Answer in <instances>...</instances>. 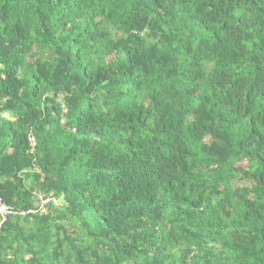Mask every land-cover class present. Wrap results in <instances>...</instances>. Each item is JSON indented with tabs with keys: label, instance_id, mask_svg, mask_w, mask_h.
I'll use <instances>...</instances> for the list:
<instances>
[{
	"label": "trees",
	"instance_id": "1",
	"mask_svg": "<svg viewBox=\"0 0 264 264\" xmlns=\"http://www.w3.org/2000/svg\"><path fill=\"white\" fill-rule=\"evenodd\" d=\"M0 205V264H264V0H0Z\"/></svg>",
	"mask_w": 264,
	"mask_h": 264
},
{
	"label": "built area",
	"instance_id": "2",
	"mask_svg": "<svg viewBox=\"0 0 264 264\" xmlns=\"http://www.w3.org/2000/svg\"><path fill=\"white\" fill-rule=\"evenodd\" d=\"M30 143L34 147L36 144L35 138L31 137ZM49 201H50V199L42 200V208H43L44 204H47ZM0 213L5 217L6 215L13 213V211L10 208L6 207L5 205H0ZM22 215H25V213H22Z\"/></svg>",
	"mask_w": 264,
	"mask_h": 264
},
{
	"label": "rangeland",
	"instance_id": "3",
	"mask_svg": "<svg viewBox=\"0 0 264 264\" xmlns=\"http://www.w3.org/2000/svg\"><path fill=\"white\" fill-rule=\"evenodd\" d=\"M30 138H31V137H30ZM242 165H243V166H246V163H243ZM237 184H238V183H237ZM41 197H42V196L40 195V196H39L40 200H41Z\"/></svg>",
	"mask_w": 264,
	"mask_h": 264
}]
</instances>
